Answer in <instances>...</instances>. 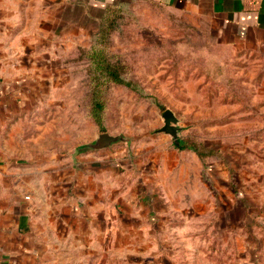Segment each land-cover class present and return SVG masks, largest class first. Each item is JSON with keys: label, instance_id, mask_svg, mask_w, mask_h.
<instances>
[{"label": "rangeland", "instance_id": "1", "mask_svg": "<svg viewBox=\"0 0 264 264\" xmlns=\"http://www.w3.org/2000/svg\"><path fill=\"white\" fill-rule=\"evenodd\" d=\"M114 19L111 51L129 84L113 86L105 129L127 140L100 151L77 149L78 156L107 157L119 174L127 175L123 203L119 192L108 193L109 226L130 229L123 237L110 235L109 264H264V124L259 122V106L252 105L258 88L250 85L263 80L254 71L264 68V55L236 57L212 41L211 21L199 27L189 13L155 2L133 0ZM96 26L83 49L91 46ZM81 49L73 61L74 88L69 94L77 146L102 132L88 116V61L81 58ZM168 108L180 119L181 144L199 146L209 155L211 167L198 181L184 184L182 192L171 187L169 195L156 174L151 180L145 175L147 186L160 191L155 193L157 211L150 216V209L131 190L133 184L138 186L136 168L156 172L158 152L166 145L185 156L190 173L201 163L190 148L181 150L170 135L156 132ZM248 109L256 112L258 122L235 118ZM148 153L155 157L151 163ZM193 156L197 160L192 161ZM229 164L230 179L225 170ZM216 165L221 167L218 184Z\"/></svg>", "mask_w": 264, "mask_h": 264}, {"label": "crops", "instance_id": "2", "mask_svg": "<svg viewBox=\"0 0 264 264\" xmlns=\"http://www.w3.org/2000/svg\"><path fill=\"white\" fill-rule=\"evenodd\" d=\"M131 1L0 0V264H109L110 235L130 231L109 226V190L119 192L123 203L127 175L103 155H77L81 145L69 94L77 51L91 39L108 6ZM146 1L189 13L199 27L211 21L212 41L236 57L264 55V0ZM255 74L263 80L250 84L258 88L252 105L259 106L264 124V68ZM255 113L248 109L235 118L258 122ZM180 154L166 145L158 152L156 172L136 168L138 186L131 190L150 216L157 211L158 190L147 186L145 175L151 180L156 174L169 195L171 187L182 192L206 170L197 154L201 163L190 173ZM148 156V163L155 160ZM232 166L225 168L228 179ZM220 168L216 165L213 173L217 184Z\"/></svg>", "mask_w": 264, "mask_h": 264}, {"label": "trees", "instance_id": "3", "mask_svg": "<svg viewBox=\"0 0 264 264\" xmlns=\"http://www.w3.org/2000/svg\"><path fill=\"white\" fill-rule=\"evenodd\" d=\"M123 5L125 4L111 5L106 8L91 46L80 50L81 58L88 61V116L102 132L106 131L105 120L113 86L129 84L123 74L124 67L114 60L111 51L114 17ZM177 147L181 150L190 148L198 154L206 169L211 167L208 162L209 155L205 154L195 143L187 141Z\"/></svg>", "mask_w": 264, "mask_h": 264}, {"label": "water", "instance_id": "4", "mask_svg": "<svg viewBox=\"0 0 264 264\" xmlns=\"http://www.w3.org/2000/svg\"><path fill=\"white\" fill-rule=\"evenodd\" d=\"M162 118L164 123L162 127L156 130V132L170 135L180 145L182 143V140L180 139L181 130H182L179 125L180 119L178 118L176 113L169 108L163 111ZM125 140L127 139L123 135H114L110 132H101L98 134V136L94 141L83 144L79 148L102 150Z\"/></svg>", "mask_w": 264, "mask_h": 264}]
</instances>
